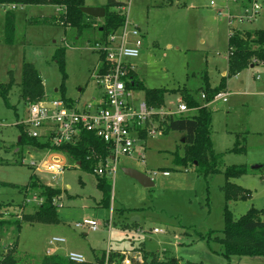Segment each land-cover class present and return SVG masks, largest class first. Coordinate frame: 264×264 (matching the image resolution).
I'll list each match as a JSON object with an SVG mask.
<instances>
[{"label":"rangeland","instance_id":"obj_1","mask_svg":"<svg viewBox=\"0 0 264 264\" xmlns=\"http://www.w3.org/2000/svg\"><path fill=\"white\" fill-rule=\"evenodd\" d=\"M85 1L86 6L102 7L108 0ZM119 1L125 3L124 12L130 25L140 27L143 32L144 46L137 72L144 86L165 87L170 91L186 86L199 100L200 92L196 91L206 86L204 75L208 74L210 85L215 87L223 77L222 72L228 69L230 28L264 29V5L252 22L230 24L227 14L241 11L240 0ZM5 12L6 8L0 6V83H8L12 76L15 85L9 94L11 107L0 95V222H7L0 226L1 251L15 243L22 254L39 261L47 255L49 241L63 237L66 242L52 247V253L65 255L75 251L88 262L108 249H128L133 243H143V252L153 251L162 259L174 255L182 261L204 264H264V256L234 255L227 259L221 254V244L214 239L223 235L225 225L222 187L227 181L224 170L228 166L245 165L249 169L247 174L231 179L251 191L249 198L229 202L234 217H241L251 207L264 209L263 64L228 77L226 88L232 92L228 102L209 104L213 111V145L216 151L224 153L220 172L205 176L193 168L186 170L175 164L176 153H184V132L166 130L165 134L149 136L146 146L138 144L137 152L143 151L144 160L137 153L119 158L116 171L107 176L112 184L111 201L109 207H104L100 205L102 192L97 187L96 174L79 167L66 155L67 167L56 179L43 168L36 172L43 183L63 190L56 200L59 222L23 223L21 228L14 225L13 222L34 212L42 203V199H36L37 192L26 195L22 190L34 170L31 161L40 160L43 154L25 146L23 164L18 162L19 124L28 119L30 108V103L21 96L23 64L31 62L38 69L47 100L61 98L56 89L63 79L54 54L57 48L65 47L66 96L82 106L83 102H94L93 97L100 99L103 91L93 77L99 61L98 53L92 49L99 39L95 29L79 36L73 28L44 20L58 16L54 6L32 5L16 10L14 42L7 44ZM144 98V90L134 89L131 103L138 105ZM182 100L180 92H168L161 111L168 108L177 111ZM196 114L193 109L176 112L175 117ZM237 138L245 150L231 152ZM259 165L262 167L254 168ZM124 167L154 176L155 185L144 187L127 176ZM164 170L170 176H164ZM136 207L141 209L133 210ZM128 208L133 211L122 216L121 210ZM85 219L98 221L99 229L77 227ZM131 221H139L138 228L128 227ZM154 228H162L164 232L156 233Z\"/></svg>","mask_w":264,"mask_h":264},{"label":"trees","instance_id":"obj_2","mask_svg":"<svg viewBox=\"0 0 264 264\" xmlns=\"http://www.w3.org/2000/svg\"><path fill=\"white\" fill-rule=\"evenodd\" d=\"M249 2V0H247ZM85 0H0V6L6 8L4 18L5 42L12 44L16 33V10L19 8L32 5H51L54 6L58 16L45 17L47 23H58L64 27H70L77 31L81 36L85 31L95 29L98 33V40L105 41L109 35L118 31L126 22L127 15L120 7L124 6L123 1L108 0L104 5L106 8L105 17L99 21L82 11L86 6ZM247 4L246 1H243ZM96 40V41H98ZM54 59L62 73L63 82L58 88L63 101L73 107L76 104L74 99L66 96V86L64 84L67 78L65 69L66 48H57ZM104 62L105 55L100 57ZM264 65V29L249 31L230 30L228 37V70L227 75L223 76L219 85L212 87L209 83L208 74L204 75L206 86L200 87L196 93H205L203 103L195 97L188 87L178 88L170 91L165 87L147 88L136 75H133L134 85L129 86L136 89H142L145 93L146 103L154 108L160 109L165 106V95L168 92H180L183 101L190 108H197V114L190 117H169L162 121L166 130L184 132V153H176L174 162L186 170L193 168L197 173L205 176L220 172V165L224 156L223 152L216 151L212 141L213 111L209 107L214 96L223 91L227 84V78L237 75L251 65ZM103 71V68H102ZM15 85V80L11 76L8 83H0V95L5 104L9 107V94ZM21 86V96L27 103H36L46 98L43 78L31 62L23 64V73ZM21 129L20 139L18 141L21 159L18 161L23 164V151L25 146L32 147L37 152L43 153L49 149L63 151L68 158L79 163V167L94 173L95 168L101 161H104L111 153L108 145L104 140L91 131L84 130L80 140L76 144H63L62 146H52L49 140L32 137L24 124H19ZM141 136L146 138L142 132ZM237 138L235 145L230 149L231 152H241L245 146L240 144ZM262 167V166H260ZM33 169V168H32ZM249 169L245 165H231L224 170L227 179L222 187L225 197L224 221L225 225L222 230V236H216L214 239L222 246L221 254L229 259L237 256H264V209L251 207L246 214L235 218L229 208V202L240 199H247L251 196V191L243 186L232 182L231 179L247 174ZM97 187L102 192L100 205L110 206L111 201V182L106 175L99 176L96 174ZM27 195L28 192H37V198L42 199V203L34 212L24 214L22 219L13 222L18 228L23 223H45L56 224L59 222L58 204L56 200L60 198L63 190L43 183L36 172L30 176L29 182L23 190ZM0 203V209H1ZM133 210H137L136 208ZM132 209H122V214L133 211ZM7 222H0V226ZM136 225V222L131 223ZM209 240L210 234H207ZM203 237V236H202ZM139 257H132L131 264H204L203 262L182 261L180 258L172 255L169 258H160L153 251H144L139 249ZM110 258L123 259L120 251H113ZM106 253L97 256L93 262L78 263L71 261L65 255L55 253L45 255L41 260L36 261L34 258L25 256L17 247V244H11L3 251L0 250V264H104Z\"/></svg>","mask_w":264,"mask_h":264},{"label":"built area","instance_id":"obj_3","mask_svg":"<svg viewBox=\"0 0 264 264\" xmlns=\"http://www.w3.org/2000/svg\"><path fill=\"white\" fill-rule=\"evenodd\" d=\"M240 1L247 2V4L243 3L241 11L238 13L229 11L227 14L231 25L235 22H252L260 14L264 5V0ZM124 7L120 9L124 10ZM143 46V32L140 27L131 26L128 20L118 31L110 34L107 40L95 41L92 49L98 53L99 61L93 77L103 91L102 97L97 101L94 99V103L83 106L76 103L73 107L60 98L51 101L44 98L31 103L29 117L22 123L28 134L49 140L52 146H62L76 144L84 130L95 133L107 143L111 151L110 155L94 170V173L99 176H109L115 172L116 163L120 157H130L137 153V156L144 160L143 151L137 152L138 144L143 145L149 136L165 134L166 128L162 121L166 118L175 117L176 112L183 113L188 110H197V108H190L183 100L179 102L177 111L168 108L164 112L161 111L163 107L157 109L149 106L145 98L138 105L131 103L132 91L136 88L129 85L135 84L133 75L137 72L136 61L142 54ZM102 54L105 55V62L100 59ZM229 95V92L221 91L210 103L218 100L228 101ZM201 97L204 100L205 93H201ZM142 132L146 134V138L141 136ZM42 154L43 158L32 160L30 163L35 172L43 168L55 179L64 173L67 157L63 151L49 149ZM169 174V171L164 170V176ZM150 177L155 180L154 176L150 175ZM77 227H88L95 231L99 229V222L85 219L82 223H78ZM153 230L156 233L164 232L162 228ZM65 242L66 239L63 237H53L49 241L51 247L48 248L47 255L55 254L52 253L51 248ZM105 253L104 264H131L132 257H139L131 252L120 251L123 256L120 261L110 258L113 250L108 249ZM65 256L74 262H87L83 254L75 251H70Z\"/></svg>","mask_w":264,"mask_h":264},{"label":"water","instance_id":"obj_4","mask_svg":"<svg viewBox=\"0 0 264 264\" xmlns=\"http://www.w3.org/2000/svg\"><path fill=\"white\" fill-rule=\"evenodd\" d=\"M82 11L94 18L102 19L106 15V8L104 6L102 7H92V6H83ZM58 89H56V92ZM184 141V140H183ZM79 164V163H78ZM259 166H254V168H259ZM123 172L134 179H136L141 185L144 187H153L155 185L154 180L150 176H148L146 173L139 171L132 167H124Z\"/></svg>","mask_w":264,"mask_h":264},{"label":"crops","instance_id":"obj_5","mask_svg":"<svg viewBox=\"0 0 264 264\" xmlns=\"http://www.w3.org/2000/svg\"><path fill=\"white\" fill-rule=\"evenodd\" d=\"M242 5H243V2H241V6L240 7H242ZM224 9H222V10H220V11H223ZM236 11V10H235ZM234 12V11H233ZM233 29H235L234 27L233 28H230V30H233ZM245 29V28H244ZM236 30V29H235ZM238 30V29H237ZM242 31V30H241ZM245 31H249V29H246ZM244 31V32H245ZM141 56H142V54H141ZM140 56V57H141ZM140 57L137 59V61H136V64H137V69H138V60L140 59ZM227 60H228V58H227ZM228 63V62H227ZM257 65H261L260 63L259 64H257ZM257 65H251L249 68H254V67H256ZM227 68H228V64H227ZM248 69V68H247ZM228 70V69H227ZM137 71V70H136ZM239 74V73H238ZM135 75H136V77L140 80V81H142L141 80V78H140V76H139V74H138V72H135ZM225 75H227V71H223L222 72V76H225ZM143 82V81H142ZM226 86H227V84H226ZM223 91H226V92H229V91H227V88L225 87V89L223 90ZM230 93V95H229V97L232 95V92H229ZM200 100L202 101V103H203V99H202V97H201V94H200ZM93 99H97V97L95 98V97H93ZM229 100V99H228ZM218 101H221V100H218ZM223 102H228V101H223ZM78 105H79V103L78 102H76ZM87 103H94V102H83L82 103V106L83 105H85V104H87ZM80 106V105H79ZM212 127H213V125H212ZM19 139H20V137H19ZM184 142V141H183ZM144 146H146V141H145V143L143 144ZM219 152V151H218ZM79 165V164H78ZM167 171V170H166ZM170 176V175H169ZM69 184L67 185V188H69ZM136 209L138 210V209H141L140 207H136ZM127 212H125V214H126ZM129 213V212H128ZM131 214H133V213H131ZM122 216H124V214H121ZM134 222H136V228H138V226H139V221H131V223H134ZM128 227H130L131 226V224L130 225H127ZM130 242L131 243H133V241H131L130 240ZM133 245V247L132 248H128V249H119V250H113V251H125V252H131L133 255H135V254H137V255H139V249L140 248H142V246H144V244L143 243H139V244H132ZM66 255V254H65Z\"/></svg>","mask_w":264,"mask_h":264}]
</instances>
